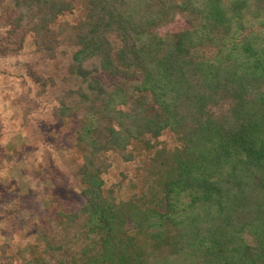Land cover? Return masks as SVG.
<instances>
[{"label": "trees", "instance_id": "obj_1", "mask_svg": "<svg viewBox=\"0 0 264 264\" xmlns=\"http://www.w3.org/2000/svg\"><path fill=\"white\" fill-rule=\"evenodd\" d=\"M1 11L12 17L0 57L32 36L20 131L35 149L42 126L78 117L81 162L62 165L84 202L39 225L27 256L2 246L0 264H264V0H2ZM135 161L138 183L106 186Z\"/></svg>", "mask_w": 264, "mask_h": 264}, {"label": "rangeland", "instance_id": "obj_2", "mask_svg": "<svg viewBox=\"0 0 264 264\" xmlns=\"http://www.w3.org/2000/svg\"><path fill=\"white\" fill-rule=\"evenodd\" d=\"M1 5L2 0L0 48L7 30L6 22L12 17L2 13ZM62 19L75 21L77 17L74 14ZM31 50L32 36L27 35L18 58L0 57V252L6 245V255L13 258L27 256L39 225L50 228L52 224L48 222L54 220L57 212H75L84 202L76 187L75 176L68 174L66 169L81 162L71 145L78 117L72 121L70 129H65L60 122L42 126L41 131L48 137L43 146L35 149L27 145L26 137L20 131L16 99L22 94V82L27 81V86L31 87L22 69ZM101 81L109 85L112 79L104 76ZM105 134L104 122H101L96 136L104 139ZM161 140L173 145L168 134ZM63 162L67 164L66 168ZM122 175L138 183L141 176L138 161L113 166L103 179L109 186ZM131 193L130 189L123 190L119 199L124 200Z\"/></svg>", "mask_w": 264, "mask_h": 264}]
</instances>
